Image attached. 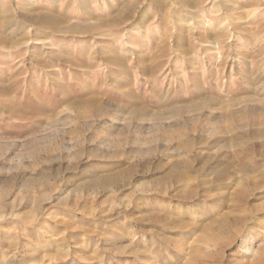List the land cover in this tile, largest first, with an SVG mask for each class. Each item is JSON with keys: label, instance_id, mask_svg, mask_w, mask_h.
<instances>
[{"label": "rangeland", "instance_id": "obj_1", "mask_svg": "<svg viewBox=\"0 0 264 264\" xmlns=\"http://www.w3.org/2000/svg\"><path fill=\"white\" fill-rule=\"evenodd\" d=\"M0 264H264V0H0Z\"/></svg>", "mask_w": 264, "mask_h": 264}, {"label": "bare ground", "instance_id": "obj_2", "mask_svg": "<svg viewBox=\"0 0 264 264\" xmlns=\"http://www.w3.org/2000/svg\"><path fill=\"white\" fill-rule=\"evenodd\" d=\"M221 1H225V0H221ZM224 6H227V4L226 5H224ZM229 6V5H228ZM255 12V11H254ZM196 17V16H195ZM231 21V20H230ZM75 26H78V25H75ZM90 26H92V25H90ZM92 27H94V26H92ZM53 29H54V31L55 32H58V33H65V32H67L66 30H65V28L64 27H58V25H56L55 27H53ZM24 44L26 45V44H29L28 43V41H25L24 42ZM215 46H216V44L215 43H213ZM27 46V45H26ZM25 47V46H24ZM13 55L15 54V55H17V49H15V48H13ZM9 52L8 53H10V52H12L11 50H8ZM11 57H12V54H11ZM17 56H15V58H16ZM181 82V81H180ZM7 91V90H6Z\"/></svg>", "mask_w": 264, "mask_h": 264}]
</instances>
